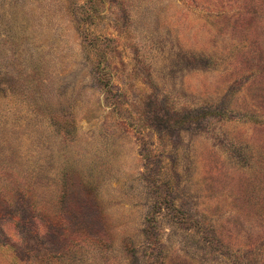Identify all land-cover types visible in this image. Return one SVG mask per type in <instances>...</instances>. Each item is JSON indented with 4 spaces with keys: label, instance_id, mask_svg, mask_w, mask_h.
I'll list each match as a JSON object with an SVG mask.
<instances>
[{
    "label": "rangeland",
    "instance_id": "1",
    "mask_svg": "<svg viewBox=\"0 0 264 264\" xmlns=\"http://www.w3.org/2000/svg\"><path fill=\"white\" fill-rule=\"evenodd\" d=\"M0 264H264V0H0Z\"/></svg>",
    "mask_w": 264,
    "mask_h": 264
}]
</instances>
